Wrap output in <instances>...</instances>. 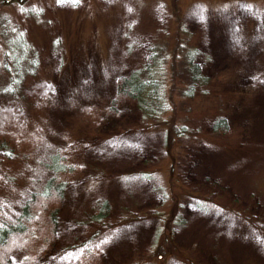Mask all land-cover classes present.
I'll list each match as a JSON object with an SVG mask.
<instances>
[{"label": "rangeland", "instance_id": "rangeland-1", "mask_svg": "<svg viewBox=\"0 0 264 264\" xmlns=\"http://www.w3.org/2000/svg\"><path fill=\"white\" fill-rule=\"evenodd\" d=\"M5 28L0 75L5 51L15 72L30 49L39 69L27 83L45 87L28 118L9 123L24 144L0 155V222H14L55 177L52 155L73 168L59 174L67 188L57 239L35 264H264V0H0ZM183 36L212 80L191 101L171 84ZM159 38L171 44L167 132L143 124L134 104L115 103L117 80L145 64ZM218 115L231 127L213 138ZM174 193L182 220L173 246L188 261L158 250L164 222L148 214L166 216ZM103 201L111 210L100 228L92 217ZM25 252H12L14 264H29Z\"/></svg>", "mask_w": 264, "mask_h": 264}, {"label": "trees", "instance_id": "trees-1", "mask_svg": "<svg viewBox=\"0 0 264 264\" xmlns=\"http://www.w3.org/2000/svg\"><path fill=\"white\" fill-rule=\"evenodd\" d=\"M11 29L13 28H8L9 31ZM6 30L5 28L0 31L1 40L5 39L3 36ZM183 37L186 40L177 41V45L173 46L172 55L175 63L171 67L174 78L171 84L182 90L183 98L191 101L202 94H207L212 80L203 73L197 47L186 43L187 40L195 42L187 39L186 36ZM170 45L162 38L156 40L148 47L152 49L151 55L147 58L148 61L140 68L133 69L127 75L120 77L116 82L115 91V103L123 101L134 104L143 124L152 126V128L165 129V132L172 125L169 116L174 112L173 101L168 95L170 71L165 51V48L169 49L167 46ZM25 50L28 53L24 59L20 58L21 63L16 65L17 71L12 70L10 65L14 60L7 51L3 54L5 62L3 67L1 66L3 75H0L2 78L0 81V155L8 158L16 156L24 144V141L8 128L9 123L26 120L32 98L40 95L45 87L41 82L27 83V77L36 74L39 64L32 51L26 48ZM210 127L212 130L208 135L214 138L229 134L231 126L227 118L218 115L213 117ZM182 129L176 127L173 130L176 136L180 135L179 138L184 134ZM50 159L51 162L47 168L56 172L55 177L48 179L41 192H30L29 198L24 202L14 222H0V264H14L12 252L20 248L26 251V263L35 264L43 253L51 251L54 240L57 239L60 213L67 188L66 182L59 178V174L71 172L73 168L68 167L59 154L52 155ZM179 188L185 190L186 186L180 184ZM179 197V193L171 196L168 204H171L173 209L169 210L166 216L163 213L160 214L158 210H153L148 214L164 222L156 235L158 250L165 253V249L170 247L174 250L172 254L175 257L188 261L187 255L173 246L172 224L177 225L182 220L177 216L181 209ZM110 206L108 201H103L98 212L92 217V222L99 224L100 228L105 227L104 224L110 218ZM92 240L94 239H88L87 242Z\"/></svg>", "mask_w": 264, "mask_h": 264}, {"label": "snow or ice", "instance_id": "snow-or-ice-1", "mask_svg": "<svg viewBox=\"0 0 264 264\" xmlns=\"http://www.w3.org/2000/svg\"><path fill=\"white\" fill-rule=\"evenodd\" d=\"M62 2H63V0H62ZM73 2H76V0H73Z\"/></svg>", "mask_w": 264, "mask_h": 264}]
</instances>
